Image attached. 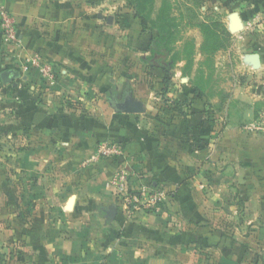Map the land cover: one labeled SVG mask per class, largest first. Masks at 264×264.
<instances>
[{"label":"crops","instance_id":"0c3cea01","mask_svg":"<svg viewBox=\"0 0 264 264\" xmlns=\"http://www.w3.org/2000/svg\"><path fill=\"white\" fill-rule=\"evenodd\" d=\"M254 7V25L249 13L243 17L242 38L257 39L252 45L261 52L262 71L252 73L255 89L233 91L227 113L237 116L233 110L245 104L248 121L243 123L257 127L260 120L253 117V106L260 101L264 106V0H256ZM2 9L14 18L19 43L5 42L0 16V80L7 70L21 74L18 87L11 89L16 95L17 177L22 188L16 189L15 200L7 196L12 188H3V197L0 188V254L5 264H264V128L245 134L231 119L220 134L211 109L215 99L195 92L183 75L184 64L170 78L148 60L152 36L143 32L135 16H126L128 25H117L116 19L109 24L108 15L91 0H0ZM32 57L51 67L54 83L36 69H26ZM166 78L178 87V111L159 102L160 94L175 100ZM106 84L114 94L109 106L103 100L109 92ZM7 86L0 89V100L9 99ZM128 95L144 105V114L127 115L112 107L111 99L124 102ZM59 96H70L69 102H58ZM72 98L76 103L71 104ZM159 109L166 114H158ZM103 141L121 143L137 174L154 187L166 188L168 197L162 214L130 217L107 187L116 164L100 163L93 180L108 195H100L98 202L108 208L103 210L106 216L111 206L118 209L115 220L109 219L118 229L102 237L106 243L98 251L84 240L58 236L52 196L56 183L49 182L46 200L26 199L23 192L26 175L36 181L40 177V159H55L60 149L71 155V144L91 157ZM77 199L72 211L66 208L73 213L64 212L63 217L88 216L84 204L76 207ZM28 205L36 222L44 221L41 209H47V230L36 224L32 231L26 229Z\"/></svg>","mask_w":264,"mask_h":264},{"label":"rangeland","instance_id":"374dc122","mask_svg":"<svg viewBox=\"0 0 264 264\" xmlns=\"http://www.w3.org/2000/svg\"><path fill=\"white\" fill-rule=\"evenodd\" d=\"M255 1L256 0H154L152 7L150 8V6H148V9H151V14L148 16L147 13H145L148 17L149 29L152 30L147 31L149 35L152 34L151 36L159 37L162 33H166V31L170 29L174 32V37L178 42L174 44L173 47L169 46L168 49L171 50V53H165V55L168 56V58L165 59H167V63H169L170 66L174 65L173 60H176V58V61H179L176 62L168 76L170 78L173 77L176 73V69L184 64L182 67L183 74L192 81V88L196 89L195 92H201L202 96H207V93H209L212 96V100L215 99V103L211 104V109L216 117L217 124L219 123L218 130L220 131L221 129L220 134L223 133V130L231 119H234L235 124H241V130L244 133H250L252 131L258 132L257 127L260 129L264 128V106L261 101L253 106V112H255V115L253 113V117L260 120V124L257 127L254 126V124L243 123L244 119L245 122L248 121L247 118H245L248 114V106L245 104L240 103L237 109L233 110V112L238 113L237 116L230 115L229 117L227 113L229 105H231L230 100L233 91L240 88L246 91L245 89L248 87H253L255 89V87L258 86L256 82L257 79L252 73H260L262 71V68L255 71L244 63L246 55L252 53L261 54V52L255 48V45H252L257 39L255 37H250L249 40H247L246 35L242 38L243 31L237 34H231L228 29L229 16L233 12L240 13L242 18H245L248 15L247 13H249L251 16V23L254 25L253 23L256 17L254 7ZM91 2L96 5L97 9L104 11V14L108 15V17L112 16L113 22L114 19H116L117 25H128L126 23V16H135L136 23L141 25L142 21L136 17L134 0H91ZM162 9H165L163 20L160 18V11ZM108 17H106V20ZM161 26L164 28L162 32L158 30V27ZM162 50L164 51L165 48L162 47ZM9 55L12 59V52H10ZM160 57L164 58L165 56L150 55L148 60L153 62ZM184 59L189 61V65L186 64ZM10 66L11 65H9V68ZM184 69H186V71H184ZM170 78H166L170 81L167 85V91L174 93L171 97L175 99L178 87ZM7 87L9 88V99L7 101H5V99L0 100V188H2V197L3 188H12L10 192L11 195L9 194L7 196L15 200L17 197L16 189L18 186L22 188V185H20L18 181L19 178L17 177V151L19 149V143L16 126V95L15 91L11 89V85ZM4 88L5 86L0 80V89ZM105 90H109V92L104 93L103 100L106 105L109 106V99L113 97L114 94L110 93L112 88L107 84ZM156 92L160 91L156 90ZM160 95L159 102L161 104L169 103L168 105L172 107L171 112L174 110L178 111L181 107V102L178 98L170 102L171 100H168L170 98L166 99L165 95ZM68 98H70V96H62L60 97L61 100L57 99V101L60 103L65 101L67 103L69 102ZM186 101V104L191 103V99ZM74 103H76L75 99L72 98L71 104ZM233 105H235V103ZM161 112L166 114V110L159 109L158 114ZM171 116L172 114L170 113L169 118ZM71 147H74L71 155H66L63 150L60 149L61 154L58 153L57 158L50 160L44 157L40 159L42 161L38 171L40 177L36 181L32 174L25 176L26 182L23 196L26 199L39 197L46 200L48 197L46 190L49 182L56 183V192L52 194V196L56 200V205L53 208L57 210L55 229L58 236L61 239L66 238L67 240H78L79 242L84 240L100 251L98 247L106 243L105 239L102 237L106 238L107 236H112L118 227L116 223L111 222L103 213V210L108 208L103 206L101 202H98L100 195H106L105 191L98 189L102 185L97 184L96 179L93 180V175L99 164L84 168V161L90 157L84 155V152H77L76 145L71 144ZM38 186L40 190L36 189ZM73 195L78 197L76 207L83 206V204L84 207H87L86 209L89 212L88 216H85V218H76L74 214L72 217L62 216L64 212L73 213L66 210V204ZM28 207L29 210H26V213L28 211V218L30 220L25 221L26 229L32 231L37 225L40 229L47 230V227H49V220L46 215L47 209H41V219L45 217L44 221L40 220V222H36V218L32 216L34 208L29 205ZM93 215H97L98 219L94 220L91 218ZM112 243L111 238L110 244ZM101 252L102 255L105 256V251ZM2 256L4 257V262L7 263L5 256Z\"/></svg>","mask_w":264,"mask_h":264},{"label":"built area","instance_id":"2783aa9c","mask_svg":"<svg viewBox=\"0 0 264 264\" xmlns=\"http://www.w3.org/2000/svg\"><path fill=\"white\" fill-rule=\"evenodd\" d=\"M1 31L7 44L19 43V35L16 22L12 15L2 9ZM36 69L41 77L50 83H54L55 75L51 67L42 61L40 57H32L27 61L26 69ZM103 161H113L117 170L107 183L117 207L128 216L160 215L168 197V191L164 187L153 186L152 181L137 174L133 163L121 143L103 141L99 144L93 155L84 161V168L98 165Z\"/></svg>","mask_w":264,"mask_h":264},{"label":"water","instance_id":"95a60500","mask_svg":"<svg viewBox=\"0 0 264 264\" xmlns=\"http://www.w3.org/2000/svg\"><path fill=\"white\" fill-rule=\"evenodd\" d=\"M99 18L103 19L104 16L100 15ZM107 22L109 24H112L113 17L112 16L108 17ZM228 29L231 34H237V33H241L242 31H244L245 24H244V20L240 13L233 12L232 14H230ZM244 63L255 71L260 70L262 68L261 54L252 53V54L246 55L244 58ZM20 77H21V74L19 72L15 70H7L2 73L1 80L5 86L13 85L14 87H18L17 81L20 79ZM110 103L117 112H121L127 115H141L146 112L144 105L141 102L133 99L130 95H128L125 98L124 102H119L116 98H113L110 100ZM74 199L76 200L77 197L73 196L70 199V203ZM117 214H118V209L115 206H111L109 211L107 212V217L111 221H114Z\"/></svg>","mask_w":264,"mask_h":264},{"label":"trees","instance_id":"16d2710c","mask_svg":"<svg viewBox=\"0 0 264 264\" xmlns=\"http://www.w3.org/2000/svg\"><path fill=\"white\" fill-rule=\"evenodd\" d=\"M135 1V8H136V17L139 18L142 22V29L144 33H148L147 31H152L151 29H149L148 26V17L151 14L150 10L148 9V6H150V8L153 5L154 0H134ZM145 13H147V15H145ZM164 15H165V9H162L160 11V18L163 20L164 19ZM163 26L158 27V30L160 32L163 31ZM152 35V34H151ZM177 39L174 37V32L170 29L168 31H166V33H162L159 37H154L152 36V41H151V46H150V53L151 55H164L165 57H160L159 59H157L155 61L154 66L158 69H162V71L166 74H170L171 70L173 69L174 65L176 64V60H173L174 65L170 66L169 63H167V59L168 58L167 55H165V53L170 54L171 50L168 49L169 46H172L174 44H177ZM162 47L165 48V50H162ZM186 64L189 65V61L187 59H184ZM184 71H186V69H184ZM184 75V74H183ZM185 76V75H184ZM170 83L169 79H165L164 80V84L167 87V85ZM196 90V89H195ZM200 93V96H202L201 92H197ZM0 264H5L4 262V257L2 255H0Z\"/></svg>","mask_w":264,"mask_h":264},{"label":"bare ground","instance_id":"6f19581e","mask_svg":"<svg viewBox=\"0 0 264 264\" xmlns=\"http://www.w3.org/2000/svg\"><path fill=\"white\" fill-rule=\"evenodd\" d=\"M75 202H76V200L74 199L70 204L68 203V205H67V208H68V210L69 211H72L73 210V207H74V205H75Z\"/></svg>","mask_w":264,"mask_h":264}]
</instances>
